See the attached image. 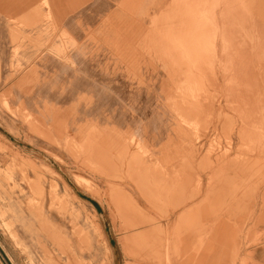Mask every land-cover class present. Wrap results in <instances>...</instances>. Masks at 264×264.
<instances>
[{
    "label": "crops",
    "instance_id": "crops-1",
    "mask_svg": "<svg viewBox=\"0 0 264 264\" xmlns=\"http://www.w3.org/2000/svg\"><path fill=\"white\" fill-rule=\"evenodd\" d=\"M59 2L55 8L74 11L63 23H71L67 25L76 26L78 30L82 24L94 28L107 26L109 32L101 34L100 31L97 38L118 43V49L112 51L118 58L115 60L94 55L97 57L92 63L79 59L74 67L51 60L53 68L47 81L55 90L47 98L53 97L52 104L61 113L60 119L57 116L52 119L54 129H59L62 136L76 138L78 151L84 154V158L79 156L74 162L63 150L62 158L67 160L68 166H61V173L96 216L111 251V264H264V239L251 240V246H246L245 153L238 148L221 159H207L194 148L191 133L168 111V105L174 100L171 75L163 65L156 63L151 57L153 54L147 50L145 54L135 45L147 29L143 26L146 17H156L150 11L155 0ZM260 2V8L264 9V0ZM242 5L243 2L240 7ZM261 12L256 14L255 20L264 19ZM36 81L33 87H40L39 82H44ZM232 138L233 149L236 145L240 147L239 133L235 132ZM75 177L82 178L88 185H78ZM143 182L146 188L142 187ZM140 187L144 191L141 189V192ZM193 192L195 196L192 194L190 198ZM263 233L264 228H260L255 236L261 237ZM0 264H9L1 250Z\"/></svg>",
    "mask_w": 264,
    "mask_h": 264
},
{
    "label": "rangeland",
    "instance_id": "rangeland-1",
    "mask_svg": "<svg viewBox=\"0 0 264 264\" xmlns=\"http://www.w3.org/2000/svg\"><path fill=\"white\" fill-rule=\"evenodd\" d=\"M58 2L25 0L23 3V0H16L11 4L14 7L11 13L10 4L0 0V250L9 264H111V251L96 216L77 197L61 173V166H68L67 160L62 158L63 150L74 162L84 154L79 153L76 138L62 136L59 129H54L52 119L56 116L60 119L61 113L52 104L53 97L47 98L55 91L54 85L47 81L53 68L51 60L67 67L76 66L79 59L90 64L97 57L94 55L115 60L118 58L112 51L118 49V43L98 39L100 31L101 34L109 32L107 26L94 28L82 24L78 30L76 26L67 25L71 23H63L74 11L55 8ZM178 2L155 0L150 11L156 17H146L143 26L147 29L135 45L144 53L147 50L153 54L151 57L156 63L160 67L163 65L171 75L174 100L168 105V111L191 133L194 148L207 159H221L238 150V145L233 149L232 137L237 126L233 121L238 116L234 105L240 101L237 95L227 96L226 86L232 84L230 89L233 87L227 73L220 71L217 84L220 86L213 87L210 80L206 83L192 81L181 67L175 66V50L173 52L169 46L173 41L159 33L158 23L154 29V23L157 18H171L176 9L173 6ZM156 37L159 42L154 46L153 38ZM162 40L165 41L163 46ZM176 44L180 45L178 40ZM153 50L157 52H151ZM207 70L201 74L206 75ZM36 80L44 82H39L40 87H33ZM201 99H213L214 109L203 113L200 119L196 115L188 116L192 107L188 102ZM230 101L232 109L225 106ZM181 111H185L184 114ZM260 120L264 123L263 117ZM262 123L259 120L254 123L258 129L256 137L246 138L239 147L241 153H245V160L259 162L263 172L246 178L247 247L251 246V240L264 239V234L255 236L260 228H264ZM71 173L75 175L74 171ZM75 181L81 186L88 185L79 177H75Z\"/></svg>",
    "mask_w": 264,
    "mask_h": 264
},
{
    "label": "bare ground",
    "instance_id": "bare-ground-1",
    "mask_svg": "<svg viewBox=\"0 0 264 264\" xmlns=\"http://www.w3.org/2000/svg\"><path fill=\"white\" fill-rule=\"evenodd\" d=\"M176 9H174L170 15L171 18L166 17V19H156L154 23V29L156 28V23L159 24V33H163L166 39L173 41L171 43L170 49L174 52L173 60L175 61V66L181 67L185 74L189 75L192 81L206 83L210 80L211 85L218 87L220 85L218 82V74L220 71L227 73V77H231V82L233 83L232 89L226 86L227 96L231 97L237 95L239 98V103L234 105L238 110V116L235 117L236 120L233 121V125L236 126L234 130L239 133L241 141H245L246 138L257 135L256 131L257 125L254 124L259 120L260 117L264 118V19L261 17L256 19V14L261 12L264 13V9L260 8V0H185L180 2L178 0ZM5 3L10 4L11 13L14 12V7L11 5L16 0H3ZM243 2L242 7H240ZM25 3V0H23ZM245 3V5H244ZM244 6V7H243ZM264 6V5H263ZM174 8V6H173ZM176 11V12H175ZM263 17V16H262ZM264 18V17H263ZM153 32V31H152ZM156 33V32H155ZM164 38V39H165ZM158 38H153L154 46ZM163 39V40H164ZM162 40L161 45H165V41ZM180 45L176 44V41ZM175 43V44H174ZM180 49V51H176ZM208 69V73L201 74ZM181 71V70H180ZM221 74V73H220ZM263 74V77H262ZM221 76V75H220ZM258 76V77H257ZM222 77V76H221ZM226 78V77H225ZM223 79V78H222ZM218 80V81H217ZM230 81V79L228 78ZM227 80L228 84L230 83ZM226 81V80H225ZM224 81V82H225ZM247 81V82H246ZM223 83V82H221ZM244 83V84H243ZM198 86V85H197ZM201 86V84H200ZM193 87V86H192ZM201 88V87H199ZM196 92V91H195ZM205 92V91H203ZM198 96V95H197ZM201 97V96H199ZM198 97V98H199ZM215 99V98H214ZM217 99V98H216ZM236 99V98H235ZM216 101V100H215ZM234 101V100H233ZM178 102V101H177ZM237 102V100H236ZM225 103V102H224ZM231 101L225 105L229 109H232ZM234 103V102H233ZM191 104V111L188 112L190 115H197L202 117L203 113L208 110L214 109L216 103L211 100H198L194 102H188ZM183 106V105H182ZM181 106V107H182ZM188 107V106H187ZM182 109V108H181ZM234 109V108H233ZM186 110V108L184 109ZM222 111V110H221ZM185 111H181L184 114ZM235 113V112H234ZM186 114V113H185ZM187 114V115H188ZM186 115V116H187ZM189 116V115H188ZM191 116V119H193ZM197 118V117H196ZM225 118V117H224ZM223 118V119H224ZM207 119V118H206ZM228 120V117L226 118ZM230 119V118H229ZM220 121V120H219ZM225 121V120H224ZM230 121H232L230 119ZM264 122V121H263ZM228 123V122H227ZM204 124V123H203ZM202 124V125H203ZM210 124V123H209ZM230 127V124L228 125ZM260 126L264 128V123ZM261 127V129H262ZM257 129V130H256ZM260 129V131H261ZM239 131V132H238ZM260 134V133H259ZM262 134V133H261ZM264 136V135H263ZM256 137V136H255ZM262 137V136H261ZM260 138V137H259ZM252 139V138H251ZM254 142V141H253ZM101 144H104L101 143ZM120 144V143H119ZM98 145V144H97ZM242 145V144H241ZM120 147V146H119ZM239 148V147H238ZM262 149V148H261ZM232 150V149H231ZM120 151V150H119ZM251 152V151H250ZM239 155V154H238ZM228 156V155H227ZM260 156V154H259ZM207 157V156H206ZM256 157V156H255ZM210 158V157H209ZM239 158V157H238ZM104 159V158H103ZM220 159V158H219ZM224 159V158H223ZM250 159V157H249ZM191 160V159H190ZM111 161V160H110ZM116 161V160H115ZM118 161V160H117ZM223 161V160H222ZM235 161V160H233ZM216 162V161H215ZM218 162V161H217ZM221 162V161H220ZM237 162V161H236ZM111 163V162H110ZM202 163V162H201ZM204 163V162H203ZM229 163V162H228ZM232 163V162H231ZM219 164V163H218ZM221 164V165H220ZM219 166H222L220 163ZM256 161H245L246 177L257 176L261 172L262 166ZM184 165V163H183ZM203 165V164H202ZM227 165V164H226ZM234 165V164H233ZM232 165V167H233ZM120 166V165H119ZM212 166V165H211ZM184 167V166H183ZM188 167V166H186ZM210 167V166H209ZM236 167V166H235ZM240 167V166H239ZM254 169L252 170V168ZM189 168V167H188ZM227 168V167H226ZM225 168V169H226ZM242 168V167H241ZM119 169V168H118ZM185 169V168H184ZM192 169V168H191ZM239 169V168H238ZM238 169H235L238 170ZM217 170V169H216ZM219 170V169H218ZM223 170V169H222ZM234 170V169H233ZM183 171V170H182ZM205 171V170H204ZM207 171V170H206ZM209 171V170H208ZM228 171V170H227ZM242 170H240L241 172ZM223 172V171H222ZM232 172L231 170L229 173ZM234 172V171H233ZM121 173V172H120ZM185 173V172H184ZM189 173L190 170H189ZM228 173V174H229ZM143 173H138L142 175ZM196 174V173H195ZM204 174V173H203ZM211 174V173H210ZM123 175V174H121ZM187 175V174H186ZM227 175V174H226ZM117 176V175H116ZM126 176V175H125ZM144 176V175H143ZM237 176V175H235ZM234 176V177H235ZM140 179L142 176H139ZM196 178V177H195ZM219 178V177H218ZM233 178V177H232ZM238 178V177H237ZM129 179V178H128ZM127 179V181H128ZM220 179V178H219ZM229 179V178H228ZM126 180V179H125ZM137 182L138 179H135ZM176 180V179H175ZM193 180V179H192ZM237 180V179H236ZM264 180V179H263ZM130 181V180H129ZM142 181V180H141ZM228 181V180H227ZM226 181V182H227ZM231 181V180H230ZM139 182V180H138ZM193 182V181H192ZM225 182V183H226ZM233 182V181H232ZM245 183V181H244ZM139 184V183H138ZM194 184V183H193ZM228 184V183H227ZM232 184V183H231ZM246 184V183H245ZM254 184V183H253ZM142 185V184H141ZM209 185V184H208ZM211 185V184H210ZM219 185V184H218ZM225 185V184H224ZM230 185V184H229ZM228 185V186H229ZM235 185V184H234ZM116 186V185H114ZM119 186V185H117ZM137 186V185H136ZM140 184L138 185V187ZM183 186V185H182ZM221 186V185H220ZM144 187V182L143 186ZM140 187L139 190H143ZM202 187V185H201ZM200 187V188H201ZM146 188V187H144ZM209 188V187H208ZM230 189V188H229ZM228 189V190H229ZM141 190V192H142ZM199 190V189H198ZM218 190V189H216ZM220 190V189H219ZM224 190V189H223ZM241 190V189H240ZM261 190V189H260ZM144 191V190H143ZM188 191V190H187ZM194 191V190H193ZM195 191H197L195 189ZM204 191V190H203ZM199 192V191H198ZM202 192V191H201ZM218 192V191H217ZM242 192V191H241ZM191 193L190 198L192 197ZM227 193V192H226ZM253 193V192H252ZM260 193V192H259ZM188 194V193H187ZM201 194V193H199ZM254 194V193H253ZM145 194H143L144 196ZM198 195V194H197ZM213 195V194H211ZM224 196L223 194H220ZM219 195V197H220ZM232 195V192H231ZM158 196V195H157ZM176 196V195H175ZM178 196V195H177ZM195 196V194L193 195ZM240 196V195H239ZM168 197V196H167ZM216 197V194L214 195ZM234 197V195H233ZM244 197V196H243ZM110 198V197H109ZM145 198V196H144ZM160 198V197H159ZM164 198V197H162ZM221 198V197H220ZM229 198V197H228ZM241 198V196H240ZM155 199V198H154ZM158 199V198H157ZM186 199V198H185ZM196 199V198H194ZM193 199V200H194ZM244 199V198H243ZM242 199V200H243ZM110 200V199H109ZM164 200V199H162ZM210 200V199H209ZM222 200V199H221ZM191 201V200H190ZM232 201V200H231ZM111 202V201H110ZM171 202V200H170ZM189 202V201H187ZM212 204V201H210ZM222 202H224L222 200ZM155 203V202H154ZM186 203V202H185ZM215 202H213L214 204ZM116 205V202L114 203ZM170 204V203H169ZM193 204V203H192ZM216 204V203H215ZM232 204V203H231ZM146 205V204H145ZM172 205V204H171ZM187 205V204H186ZM233 205V204H232ZM255 205V204H254ZM128 206V204H127ZM141 206V205H140ZM193 206V205H191ZM210 206V205H209ZM214 206V205H213ZM216 206V205H215ZM229 206V205H228ZM234 206V205H233ZM237 206V205H236ZM185 207V206H184ZM218 207V206H217ZM254 207V206H252ZM257 207V206H256ZM115 208V207H114ZM143 208V207H141ZM139 208V209H141ZM182 208V207H181ZM232 208V206L230 207ZM241 206L237 207V209ZM125 209V207H124ZM137 209V208H136ZM189 209V208H188ZM218 209V208H217ZM236 209V208H235ZM195 210V209H194ZM240 210V209H239ZM123 211V210H122ZM125 211V210H124ZM133 211V210H132ZM135 211V210H134ZM140 211V210H139ZM175 211V210H174ZM172 212V211H171ZM179 212V211H178ZM181 212V211H180ZM195 212V211H194ZM219 212V211H218ZM217 212V213H218ZM221 212V211H220ZM230 212V211H228ZM232 212V211H231ZM246 213V212H245ZM122 214V213H120ZM146 214V213H145ZM195 214V213H194ZM227 214V213H226ZM199 215V214H198ZM229 213L227 214V216ZM124 216V214H123ZM121 215V217H123ZM166 216V215H164ZM193 216V215H192ZM194 217V216H193ZM231 218L230 216H228ZM251 217V216H250ZM128 218V216H127ZM160 218V217H159ZM168 218V217H167ZM170 218V217H169ZM195 218V217H194ZM199 218V217H198ZM197 218V220H198ZM249 218V217H248ZM126 219V218H125ZM149 220V219H148ZM237 220V219H234ZM145 221H147L145 219ZM176 221V220H175ZM174 221V222H175ZM230 221V220H229ZM128 222V221H127ZM126 222V223H127ZM193 222V221H192ZM225 222V221H224ZM234 222V221H233ZM249 222V221H248ZM154 224V222H152ZM172 223V222H171ZM177 223V222H176ZM194 223V222H193ZM192 223V224H193ZM253 223V222H252ZM251 223V225H252ZM130 224V223H129ZM147 224H150L147 222ZM181 224V223H180ZM228 224V223H227ZM146 226V225H145ZM227 226V225H226ZM225 226V227H226ZM229 226V225H228ZM227 226V227H228ZM144 227V226H143ZM147 227V226H146ZM151 228V225L149 226ZM156 227V226H155ZM153 226V228H155ZM192 227V226H191ZM203 227V226H202ZM211 227V226H210ZM230 227V226H229ZM245 227V225H244ZM152 228V229H153ZM160 228V227H159ZM183 228V227H182ZM251 228V227H249ZM146 229V228H145ZM165 229V228H164ZM172 229V228H171ZM174 229V228H173ZM176 229V228H175ZM239 229V228H238ZM159 230V229H158ZM189 230V229H187ZM243 230V229H242ZM251 230V229H250ZM253 230V229H252ZM130 231V229H129ZM152 231V230H151ZM173 231V230H172ZM185 231V230H184ZM204 231V230H203ZM191 232V229H190ZM202 232V231H201ZM224 232V231H223ZM246 232V231H245ZM127 233V232H126ZM129 233V232H128ZM147 233V232H146ZM153 233V232H152ZM160 232H157L159 234ZM247 233V232H246ZM245 233V234H246ZM259 233V232H258ZM170 234V233H169ZM168 234V235H169ZM228 234V232H227ZM226 234V235H227ZM242 234V233H241ZM264 234V233H263ZM262 234V235H263ZM161 235V234H160ZM173 235V234H172ZM177 233V237H178ZM186 235V233H185ZM130 236V235H129ZM132 236V234H131ZM162 236V235H161ZM239 236V235H238ZM242 236V235H241ZM246 236V235H245ZM248 236V235H247ZM126 237V236H125ZM139 237V235H138ZM155 237V236H154ZM164 237V236H162ZM180 237V236H179ZM185 237V236H184ZM124 238V237H123ZM132 238V237H131ZM156 238V237H155ZM172 238V237H171ZM222 238V237H221ZM127 239V238H126ZM153 239V238H152ZM174 239V237H173ZM203 239V238H202ZM242 239V238H241ZM245 239V238H244ZM121 240V239H120ZM128 240V239H127ZM131 240V239H129ZM155 240V239H153ZM165 240V239H164ZM162 240V241H164ZM225 240V238H224ZM248 240V239H247ZM133 241V239H132ZM140 241V240H139ZM172 241V240H171ZM169 240V242H171ZM222 241V240H221ZM235 241V240H234ZM155 242V241H153ZM152 242V243H153ZM159 242V241H158ZM165 242V241H164ZM224 242V241H223ZM246 242V241H245ZM244 242V245H246ZM125 243V242H124ZM123 243V244H124ZM129 243V242H127ZM156 243V242H155ZM161 243V241H160ZM159 243V244H160ZM175 243V242H174ZM173 243V244H174ZM181 243V242H179ZM220 243V242H219ZM122 244V243H121ZM126 244V243H125ZM158 244V245H159ZM221 244V243H220ZM219 244V245H220ZM223 244V243H222ZM227 244V242H226ZM243 245V246H244ZM251 245V244H250ZM152 246V244H151ZM167 246V245H166ZM180 246V245H179ZM247 246V245H246ZM159 247V246H158ZM205 247V245H204ZM249 247V246H248ZM123 248V247H122ZM127 248V247H126ZM136 248V247H135ZM172 248V247H171ZM217 248V247H216ZM125 249V248H123ZM145 249V248H144ZM127 250V249H126ZM159 250V249H156ZM248 250V249H247ZM246 250V251H247ZM169 251V249H168ZM167 251V252H168ZM197 251V250H196ZM124 252V251H123ZM158 252V251H155ZM161 252V250L159 251ZM158 252V254H159ZM178 252V251H177ZM181 252V251H179ZM216 252V251H215ZM239 252V251H238ZM125 253V252H124ZM147 253V251H146ZM148 252L147 256H150ZM172 253V251H171ZM249 253V252H248ZM156 255V253H154ZM251 254V252L249 253ZM253 254V253H252ZM162 255V254H161ZM241 255V254H240ZM133 256V255H132ZM154 256V255H153ZM159 256V255H158ZM176 256H178L176 254ZM247 256V255H245ZM142 257V256H141ZM146 257V256H145ZM241 257V256H240ZM249 257V255H248ZM152 258V257H151ZM150 258V259H151ZM165 258V257H164ZM162 258V259H164ZM238 258V257H237ZM157 259V258H156ZM198 259V258H197ZM196 259V260H197ZM208 259V258H207ZM240 259V258H239ZM250 259V258H249ZM133 260V259H132ZM144 260V258H143ZM147 260V259H146ZM153 260V259H152ZM151 260V261H152ZM158 260V259H157ZM173 260V259H172ZM178 260V259H177ZM180 260V259H179ZM252 260V259H251ZM136 261V260H135ZM171 261V260H170ZM169 261V262H170ZM140 262V261H139ZM168 262V263H169ZM176 262V261H175ZM131 263V262H130ZM133 263V262H132ZM131 263V264H132ZM142 263V262H141ZM155 263V262H154ZM171 263V262H170ZM253 263V262H252ZM135 264V263H134ZM174 264V263H171ZM180 264V263H179ZM235 264V263H234ZM239 264V263H238ZM254 264V263H253Z\"/></svg>",
    "mask_w": 264,
    "mask_h": 264
}]
</instances>
